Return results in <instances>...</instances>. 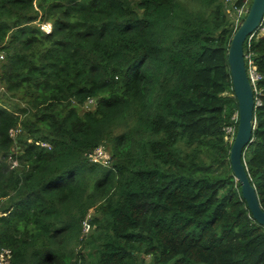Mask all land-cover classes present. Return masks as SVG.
<instances>
[{
  "label": "trees",
  "instance_id": "1",
  "mask_svg": "<svg viewBox=\"0 0 264 264\" xmlns=\"http://www.w3.org/2000/svg\"><path fill=\"white\" fill-rule=\"evenodd\" d=\"M230 11L226 0H0V80L26 103L17 115L0 102L6 264H264V227L225 139L237 127ZM263 27L243 45L262 77L243 160L264 210ZM106 138L109 161L91 160Z\"/></svg>",
  "mask_w": 264,
  "mask_h": 264
},
{
  "label": "water",
  "instance_id": "2",
  "mask_svg": "<svg viewBox=\"0 0 264 264\" xmlns=\"http://www.w3.org/2000/svg\"><path fill=\"white\" fill-rule=\"evenodd\" d=\"M264 19V0H252L249 9L235 30L227 52V63L232 89L237 101V127L229 151L230 168L239 182L241 195L253 219L264 227V210L258 200L255 188L250 182L244 154L252 142L253 112L255 109L254 92L246 73L243 45L260 27Z\"/></svg>",
  "mask_w": 264,
  "mask_h": 264
},
{
  "label": "rangeland",
  "instance_id": "3",
  "mask_svg": "<svg viewBox=\"0 0 264 264\" xmlns=\"http://www.w3.org/2000/svg\"><path fill=\"white\" fill-rule=\"evenodd\" d=\"M249 6V5H248ZM246 9V8H245ZM238 14H234L231 11L229 12V18L231 20V22L235 23V19L237 18ZM243 20V19H242ZM50 24V22H35L33 23V26H38V24ZM241 23V22H240ZM236 25V23H235ZM239 25V22L238 24ZM258 36L259 37H263L264 36V27L260 29V31L258 32ZM0 65L4 62L5 59V53L3 51H0ZM0 102L6 104V106H8L10 108V110L14 111L15 114L20 115V111H18V109L20 108H25L26 107V103L21 100L18 96L16 95H11L9 92L6 91L4 85L2 84L1 80H0ZM95 107V100H90L88 102H86L83 106H80L78 108V111L80 113L86 112V111H91L93 110ZM21 118H23V116H21ZM11 137L13 138V144L12 147L10 148V150L8 151L7 158H6V163H8L9 165H11V167H14L16 164L14 162L11 161L10 156L12 154H17L20 152L21 146L19 145L18 141L20 139H25L26 134L25 131H23V129L18 126L17 128L13 129L11 131ZM109 138H106L102 141V143L98 146L97 150L90 156L91 160L96 161V162H101V163H107L110 159L111 156V150L114 149L112 142H109ZM232 139L229 138V142ZM95 208L90 209L86 221H90L91 219H93V217L95 216ZM91 228H89V225L87 224V222H84L83 224V234H88L90 232ZM80 249V245L79 246H75L74 251L77 253Z\"/></svg>",
  "mask_w": 264,
  "mask_h": 264
},
{
  "label": "built area",
  "instance_id": "4",
  "mask_svg": "<svg viewBox=\"0 0 264 264\" xmlns=\"http://www.w3.org/2000/svg\"><path fill=\"white\" fill-rule=\"evenodd\" d=\"M234 1L235 0H226V4L232 13L238 14L237 18L235 19V23L237 25L239 22V25H240V22L245 17V15L249 9V6H248V4H245L241 8H237L234 6ZM38 28L40 31H42L44 33H49L51 30V25L42 23V24H38ZM250 56L251 55H245V60L247 61L246 73H247V77L249 79L250 85L252 87V90L254 92V95L258 96L260 94V91L258 89V82L261 80L262 77L257 72L255 64H254V62ZM0 58H2V57H0ZM257 105H259V100L255 97V106H257ZM233 120L237 121V116L233 117ZM225 132H226V135H225L226 140H228L229 138H231V139L234 138L235 129L233 127H227L225 129ZM8 254L9 253L7 251L0 253V264H6L7 263L5 256H8Z\"/></svg>",
  "mask_w": 264,
  "mask_h": 264
}]
</instances>
